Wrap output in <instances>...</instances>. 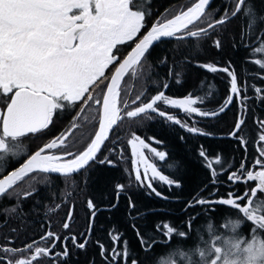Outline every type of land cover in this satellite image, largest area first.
Here are the masks:
<instances>
[{
	"label": "snow or ice",
	"instance_id": "6c2138e0",
	"mask_svg": "<svg viewBox=\"0 0 264 264\" xmlns=\"http://www.w3.org/2000/svg\"><path fill=\"white\" fill-rule=\"evenodd\" d=\"M212 2L190 0L184 7H165L163 12L154 13L152 0H0V203L13 201L10 207L0 208V218L6 220L9 214L20 215L22 201L36 193L33 183L49 184L54 175L69 178L94 164L114 165L102 149L109 153L117 151L114 145L119 140V131L129 121L139 124L145 118H159L161 123L171 122L188 133L208 136L210 132L189 126L167 109L181 110L189 117L217 118L239 100L237 118L228 134L245 152L238 170L219 154L209 159L202 146L199 156L210 170L212 185L216 186L217 177L227 171L226 182L230 186L242 184L244 191L238 193L233 188L217 195L219 187H214L209 195L215 198L210 199L201 196L202 188L186 202L182 211L186 213L189 208L201 206L200 213L189 216L184 222L188 229H192L197 216H209L220 206L228 207L241 219L228 220L226 227L233 235L222 245L216 242L221 240L216 235L208 246L199 248L198 261H193L187 253L184 256L188 264H264V119H253V127L247 133L244 131L249 127L245 119L249 99L246 92L251 87L264 103V87L245 84L238 78L231 61L226 66L198 65L228 77L227 95L214 110L201 107L205 97L167 95L166 80L152 81L158 85L155 94H149L143 86L134 91L131 83L148 63V58L172 40L187 41L198 50L202 40L210 39L215 49L222 50L221 39L212 37L218 36L219 30L237 17H243L240 40L242 45L246 39L254 42L250 51L258 58L250 62L258 66L254 71L259 74L253 79L264 84V13L256 9L253 0H229L233 5L231 11L226 8L213 15ZM120 46L131 48L127 56L120 54ZM155 58L168 67L171 76L168 58L159 55ZM106 70H109L108 75ZM181 76L182 73L177 74L175 83H181ZM62 114L70 117L68 127L39 146L19 167L8 171L9 157L17 154L21 139L47 136L54 119ZM129 135L134 181L146 188L149 195L168 200L154 184H163L169 189L180 188L181 184L153 162L166 161L167 153L152 146L162 141L154 136L146 141L135 132ZM250 142L256 156L248 161ZM214 165L220 166V170ZM172 167V163L164 164L165 169ZM24 184H28L26 190ZM125 187L123 184L115 186L117 203ZM116 206V203L112 205ZM87 207L91 210L88 232H71L72 210L69 209L60 225L65 230L64 235L46 229L39 237V241L45 242L43 246L33 239L17 247L5 236V242L0 243V264H82L79 259L74 260V256H83V264H96L88 255L92 243L103 264H145L132 254L127 240L118 232L109 233L107 246L98 240L91 241L96 205L89 200ZM128 207H136L130 196ZM144 215L147 214L138 213L133 219ZM242 220L250 224L248 237L237 231ZM131 227L146 259L154 262L153 246L161 243L159 236H163V242L170 247H174L170 244L173 238L184 241L193 238L192 231H183L167 221L156 222L151 235L147 227L143 234L134 223ZM208 231H213L210 223ZM163 264H177V261L169 258Z\"/></svg>",
	"mask_w": 264,
	"mask_h": 264
},
{
	"label": "trees",
	"instance_id": "16d2710c",
	"mask_svg": "<svg viewBox=\"0 0 264 264\" xmlns=\"http://www.w3.org/2000/svg\"><path fill=\"white\" fill-rule=\"evenodd\" d=\"M183 1L185 0H152V3L155 5L154 8L158 9L159 12H163L165 7L175 8ZM253 3L258 11L264 13V0H253ZM232 7L233 5L229 0H215L210 10L213 15H218L226 8L231 11ZM244 23L243 17H237L220 29L218 36L212 37L213 39H221L223 48L219 51L212 46L210 39L202 40L198 50L187 41L177 42L172 40L171 43L158 49L157 53L148 58L152 67V72L149 75L151 81L147 80L146 83H142L146 79L143 72L138 74L137 83L147 88L148 93H150L152 85L158 87L152 81L166 80L169 84L166 91L167 95L173 98H181L187 94H192L194 97H205V102L201 107L206 110H214L218 109L227 95L228 77L222 72L211 73L198 65L214 63L218 66H226L231 61L238 78L243 80L245 84L264 87V84L258 79H253L254 75L259 74L258 71H254L257 70L258 66L250 62V60L258 58L250 51L254 42L246 39L242 45L240 40V31ZM120 48L123 56L131 50L127 46H121ZM157 55L168 58V65L172 68L171 76L168 75V67L158 63L155 58ZM178 73H182L181 83H175ZM134 86L136 88V84ZM246 95L249 99L246 101L248 112L245 119L249 127L244 130L245 133L253 127V119H264V103L260 102L251 87L247 90ZM238 103L239 100L236 104ZM236 104L217 118L189 117L181 110L167 109L178 119H181L182 122L186 121L189 126H196L205 132H210L211 135L208 136L188 133L186 129L173 125L171 122L161 123L159 118H145L139 124L129 121L119 131V140L114 145L117 151L109 153L102 150L104 155L109 156V159L114 161V165L94 164L71 179L52 176L50 177L52 182L49 184L33 183L36 193L28 200L22 201L20 215L9 214L6 220L0 218V243L5 242L4 238L6 236L13 242L14 246L23 247L25 243H30L33 239L39 241L40 235L46 229L63 236L65 230L60 225L63 223L69 209L72 210L71 232L73 234L86 233L89 229L91 212L87 207V201L91 200L96 205V215L90 233L91 241L98 240L107 246L109 233L118 232L122 234V239L127 240L132 254L144 260L145 264H163V261L169 258L175 259L177 264H188L184 253H187L193 261H198L197 250L199 248L208 246L215 240L216 235L221 237V240L216 242L218 245H222L225 239L233 235L230 229L226 227L228 220L241 219L240 216L229 211L228 207L220 206L216 207V210L211 212L209 216L203 214L197 216L192 229H188L185 227L184 222L189 216L200 213L201 206L189 208L186 213L182 211L186 202L191 200L202 188L204 191L200 193L201 196L210 199L215 198L209 195L214 187H219L217 195H223L226 190L233 188L238 193L244 191V185L230 186L226 182L227 171L217 177L218 184L216 186L212 185L210 170L199 156V150L202 146L209 159H214L219 154L226 161H230L233 167L238 170V165L241 159L245 157V152L228 135L234 126L239 111ZM54 130L51 128L45 138L53 135ZM132 132L140 135L146 141L148 137L153 136L162 141L161 144H152V146L167 153L166 161L154 160L153 162L157 163L158 168L164 174L169 175L170 178L181 184L180 188L173 186L171 189L163 184H154V186H157L158 191L169 197L168 200L158 198L154 194L149 195L146 188L141 187L134 181L133 157L128 144L129 134ZM249 139L251 140L250 137ZM82 147L81 145V150ZM109 147L113 146L110 145ZM120 149L123 150L122 153ZM146 154L148 153L146 152ZM255 156L256 153L253 151L250 142L247 152L248 161H251ZM165 163H172L173 167L165 169ZM215 167L218 171L220 170V166ZM117 184L126 186L125 192L120 195L118 203L115 191ZM129 196L136 206L135 209H129L128 207ZM12 203L13 201L6 200L3 208L10 207ZM114 203L117 204L115 208L112 207ZM138 213L147 215L134 220L133 217H137ZM163 221L170 222L183 231H192L193 238L187 241L173 238L170 244L174 247H170L169 243L163 242L165 238L159 236L158 240L161 243L153 246L154 262L146 259L145 251L141 248L131 225L134 223L137 228H140L142 234L147 227L148 233L151 235L154 230L153 225L156 222ZM209 223L213 227L212 232L208 231ZM12 229L16 231L13 232ZM237 231L243 234L244 237H248L250 233L249 222L242 220ZM39 242L41 246L45 243L44 241ZM97 252L96 245L92 243L88 249V255L96 258V264H103ZM76 257L84 259L83 256H74L73 259H76Z\"/></svg>",
	"mask_w": 264,
	"mask_h": 264
},
{
	"label": "rangeland",
	"instance_id": "374dc122",
	"mask_svg": "<svg viewBox=\"0 0 264 264\" xmlns=\"http://www.w3.org/2000/svg\"><path fill=\"white\" fill-rule=\"evenodd\" d=\"M188 1H190V0H185V1H183L182 2V4H179V5H177L176 7H184L185 5H188L189 3H188ZM212 6V5H211ZM154 10V12L155 13H157V12H159L158 11V9H156V8H154L153 9ZM213 13V12H212ZM121 47V46H120ZM133 47H134V45H133ZM120 54H121V48H120ZM127 54V53H126ZM125 54V55H126ZM124 55V56H125ZM145 66H146V68H145ZM111 67V66H110ZM144 72V78H146L145 79V81L144 82H142V83H146V81L147 80H149V82L151 81V78H150V73L152 72V67H151V65H150V63H149V60H148V63L147 64H145L144 65V68L141 70V72L140 73H143ZM139 73V74H140ZM109 74V70H106V75H108ZM138 77V76H137ZM137 77H136V79H133L132 80V84L133 85H135L136 84V88H134L136 91H139L140 89H141V85L139 84V83H137ZM126 79H127V77H126ZM155 87H157V86H155V85H152L151 87H150V93L149 94H155V92H154V89H155ZM97 92H99V89H97ZM95 94V93H94ZM69 119H70V117L69 116H66V115H64V114H62L59 118H55L54 119V126L52 127V129H55L54 130V132L52 133L53 135H51V136H48V138H45V137H43V138H40L39 136H31L30 138H22V141H20L19 142V148L16 150L17 151V154L16 155H14V156H10L9 157V160H12L13 158H18L19 157V155H23V157H27V154H29L30 152H32V151H35V150H37V148L39 147V146H42L44 143H47L51 138H53V136H55L59 131H63L65 128H67L68 127V124H69ZM55 127V128H54ZM217 137H221V136H217ZM23 150V151H21V150ZM23 153V154H22ZM24 159H26V158H24ZM10 163V162H9ZM81 172H83V171H81ZM80 172V173H81ZM80 173H76V174H72L73 176H75V175H78V174H80ZM71 175V176H72ZM55 176V175H54ZM55 177H57V176H55ZM59 178H61V177H59ZM251 183H256V182H251ZM81 261L83 262L84 261V259H82L81 258Z\"/></svg>",
	"mask_w": 264,
	"mask_h": 264
},
{
	"label": "flooded vegetation",
	"instance_id": "af4514ba",
	"mask_svg": "<svg viewBox=\"0 0 264 264\" xmlns=\"http://www.w3.org/2000/svg\"><path fill=\"white\" fill-rule=\"evenodd\" d=\"M60 132V131H59ZM58 132V133H59ZM57 133V134H58ZM54 137V136H53ZM21 141H22V139H21ZM21 150V149H20ZM21 151H23V150H21ZM34 151H32V152H30L29 154H27V157L31 154V153H33ZM23 154V153H22ZM26 156L25 157H23V155H19V157L18 158H13L12 160H10V163L7 165V170L8 171H11L12 169H14V168H17V167H19L20 166V164H22L26 159H24V158H27ZM73 177V175L72 176H70L69 177V179H71ZM27 179V178H26ZM21 183H23V182H21ZM27 186H28V184H24V190L27 188ZM5 201L6 200H4L2 203H0V208H3L4 207V205H5ZM44 245V244H43ZM42 245V246H43ZM60 249H59V247H57V249H56V251H59ZM76 259H79L80 261H81V259L80 258H77L76 257ZM76 259H74V260H76ZM95 260H96V258H94ZM82 262V261H81Z\"/></svg>",
	"mask_w": 264,
	"mask_h": 264
},
{
	"label": "water",
	"instance_id": "95a60500",
	"mask_svg": "<svg viewBox=\"0 0 264 264\" xmlns=\"http://www.w3.org/2000/svg\"><path fill=\"white\" fill-rule=\"evenodd\" d=\"M214 1H215V0H213V2H214ZM213 2H212V4H213ZM212 4H211V5H212ZM130 51H131V50H130ZM130 51H129V52H130ZM129 52H128V53H129ZM128 53H127V54H128ZM127 54H126L125 56H127ZM223 114H224V113H223ZM102 150H103V149H102ZM81 171H83V170H81ZM75 174H76V173H75ZM98 210H99V209H98ZM92 223H93V221H92ZM92 225H93V224H92Z\"/></svg>",
	"mask_w": 264,
	"mask_h": 264
},
{
	"label": "clouds",
	"instance_id": "9594fccd",
	"mask_svg": "<svg viewBox=\"0 0 264 264\" xmlns=\"http://www.w3.org/2000/svg\"><path fill=\"white\" fill-rule=\"evenodd\" d=\"M233 222H237L236 220H234ZM240 224H241V222H240Z\"/></svg>",
	"mask_w": 264,
	"mask_h": 264
}]
</instances>
